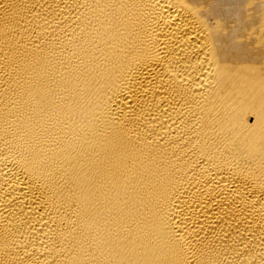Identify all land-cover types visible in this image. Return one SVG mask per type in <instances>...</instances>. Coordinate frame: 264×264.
<instances>
[{
    "label": "bare ground",
    "instance_id": "6f19581e",
    "mask_svg": "<svg viewBox=\"0 0 264 264\" xmlns=\"http://www.w3.org/2000/svg\"><path fill=\"white\" fill-rule=\"evenodd\" d=\"M0 264H264V0H0Z\"/></svg>",
    "mask_w": 264,
    "mask_h": 264
}]
</instances>
